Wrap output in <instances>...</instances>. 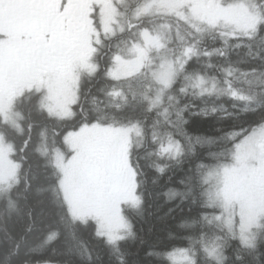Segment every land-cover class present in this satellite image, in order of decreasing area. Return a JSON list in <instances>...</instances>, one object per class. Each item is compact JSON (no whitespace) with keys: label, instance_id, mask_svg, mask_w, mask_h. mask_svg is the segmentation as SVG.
<instances>
[{"label":"snow or ice","instance_id":"snow-or-ice-1","mask_svg":"<svg viewBox=\"0 0 264 264\" xmlns=\"http://www.w3.org/2000/svg\"><path fill=\"white\" fill-rule=\"evenodd\" d=\"M0 208V264H264V0H0Z\"/></svg>","mask_w":264,"mask_h":264},{"label":"trees","instance_id":"trees-1","mask_svg":"<svg viewBox=\"0 0 264 264\" xmlns=\"http://www.w3.org/2000/svg\"><path fill=\"white\" fill-rule=\"evenodd\" d=\"M194 128L202 131H209L208 125L203 122H196L194 124ZM179 176L180 173L179 170H177L175 180H178ZM149 187L152 189L151 185H149ZM152 190L154 191V189ZM167 207L168 205L164 203L162 197H155V195H153L149 198V207L146 210L145 219L138 224L147 245L159 246L160 244L166 242L167 230L173 226V222L164 216ZM37 211H39V209H37ZM20 228L21 224L18 218L13 216L12 219H9L6 209L0 208V245H7L9 236H11L14 240L18 239L20 235ZM42 239V234L29 235L28 243L31 247H36L40 244ZM149 250H151V248H149ZM26 259L35 263L39 257L32 253L29 254Z\"/></svg>","mask_w":264,"mask_h":264},{"label":"water","instance_id":"water-1","mask_svg":"<svg viewBox=\"0 0 264 264\" xmlns=\"http://www.w3.org/2000/svg\"><path fill=\"white\" fill-rule=\"evenodd\" d=\"M33 264H35V263H33Z\"/></svg>","mask_w":264,"mask_h":264}]
</instances>
